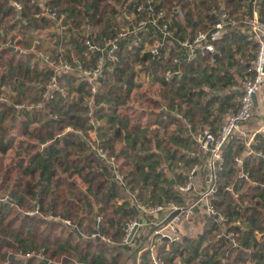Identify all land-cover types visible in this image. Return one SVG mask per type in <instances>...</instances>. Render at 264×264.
Here are the masks:
<instances>
[{
    "label": "trees",
    "instance_id": "16d2710c",
    "mask_svg": "<svg viewBox=\"0 0 264 264\" xmlns=\"http://www.w3.org/2000/svg\"><path fill=\"white\" fill-rule=\"evenodd\" d=\"M13 1L21 7L18 13L7 1L0 0V88L10 90L8 103L0 102V264H136L137 259L139 264H151L149 252L139 258L137 255L155 231V218L142 216L144 223L140 221L132 240L123 242L126 224L140 217L136 202L146 205L170 201L180 205L190 198L173 191L164 168L176 174L180 182L186 178L187 169L204 162L203 151L197 158L184 157L181 152L179 155V147L185 148L188 143L183 136L186 124L191 132L203 127L213 134L224 124L225 116L237 109L239 95L221 94L234 87L236 79L249 77L250 66L245 65L254 47L246 43L239 28H229L213 44L216 53L212 55L185 62L184 52L169 44L161 60L152 63L145 55L139 58L143 43L133 50L121 41L114 65L105 63L92 94L87 78L79 73L96 63L95 53L83 57L84 31L89 29L90 40L110 32L120 21V9L127 0H44L43 9L38 5L40 0ZM159 2L179 5L182 17L166 18L174 40L206 31L217 20L221 6L233 13L247 4L244 0ZM44 10L54 12L55 19L44 17ZM258 11L264 20V0H259ZM57 22L61 34L67 35L62 41L64 52L58 49L60 40L52 32ZM41 35L50 38V49L48 44L42 45ZM15 44L22 49L32 44L35 53L12 52L10 46ZM39 51L49 60L60 54L70 63L71 71L57 75L65 98L57 95L51 101L41 99L42 87L52 71L39 58L36 60ZM174 58V68H180L182 74L163 82L158 74L169 68ZM136 66L149 70L153 83H160L164 90L157 101L146 93L136 98L139 107L146 104L157 128L149 131L148 137L145 129L139 134V127L134 126L128 138V118H121L118 110L130 104L134 90L141 89ZM213 91L215 94L209 96ZM38 103L42 107L38 111L14 112L11 108ZM163 106L165 112L161 111ZM99 119H103L101 125ZM111 122L117 124L113 131ZM171 122L176 124L174 130L159 138L158 126ZM90 131L94 132L93 141L118 162L123 183L115 180L110 166L99 160L86 142ZM260 137L263 149L262 133ZM150 138L165 159L154 158L149 151ZM115 141L122 145L119 154L114 151ZM240 149L236 136L222 148L217 190L211 199L216 216H202L205 223L199 236L159 243L156 254L162 264H264V159L251 155L240 164L249 180L254 179L251 186L241 180L238 167L232 170ZM200 175L204 176V171ZM234 181L244 185L240 207L224 189ZM246 197L249 201L244 205ZM220 217L226 221H220ZM237 220L239 227L234 226ZM230 232L235 233L233 243L226 235L217 237ZM31 252H41L42 259L28 257Z\"/></svg>",
    "mask_w": 264,
    "mask_h": 264
},
{
    "label": "built area",
    "instance_id": "2783aa9c",
    "mask_svg": "<svg viewBox=\"0 0 264 264\" xmlns=\"http://www.w3.org/2000/svg\"><path fill=\"white\" fill-rule=\"evenodd\" d=\"M7 1L15 11L18 13L21 9L20 5L13 0ZM192 0H188L191 2ZM42 3L38 5L42 8ZM246 6H240L233 13H228L221 6L217 20L206 31H199L191 38L173 39L171 32L168 28L166 18L170 16L182 17V13L179 10V5L174 2L169 6L160 3L159 0H127L124 4L121 14L129 21L130 17L137 18L135 23H130L121 27H114L107 34H103L96 40H90L88 29H85L84 34L86 38L83 43V57L88 58L91 53L96 54V63L93 67L87 68L81 71L80 75L83 78H87L90 84L91 93H95V81L101 76L105 63L114 65L115 54L118 52V46L121 41L129 43L130 48L133 50L140 47L139 57L145 55L147 60L152 63H158L161 57L166 54L163 53L164 48L169 44H173L178 49H181L185 54V62H193L197 58H203L207 55L216 53L214 43L221 40L227 33L229 28L241 30L242 36H244L246 43L251 44L254 49L249 51L252 58L249 60L248 65L250 68L248 71L250 75L248 78L241 81L238 107L236 110L229 112L225 116V122L220 128L213 134L207 129L199 130L194 139L197 141L199 147L205 154V160L202 164L193 165L186 173V179L175 188L177 194L189 197L190 193L194 190V181L200 176V172L204 171V176H201V186L196 194L193 195L192 200H185L184 203L177 205L173 202L166 201L162 204H150L146 205L137 201L136 209L141 216H149L156 218V214L165 212L166 217L162 221H158L154 224L155 231L149 238V241L145 244L141 251L138 252V258L145 252H149V258L151 264H162L161 260L157 257V246L163 240L169 244L178 242L181 239L179 227L193 220L198 214L206 215L207 218L216 216L217 212L214 211L211 199L214 197L217 190V174L216 172L221 169L222 165V148L224 144L231 140L234 136H243L241 131V124L246 122L254 112L255 104L252 98H255L256 94L261 90L264 85V20L258 11L259 0H246ZM43 9V8H42ZM43 16L47 19L54 20L55 15L51 10H44ZM241 27V28H240ZM9 44V43H8ZM13 50H17L14 46ZM219 55V53H217ZM43 62H46L52 74L42 87L43 91L40 95L42 100L51 101L57 95L63 99L65 98V90L59 87L57 83V75L61 73H68L71 71V65L64 60L61 55H58L56 59L49 60L47 57H42ZM177 58L172 59L169 68H165L160 72V79L163 82H169L176 76H180V68H174ZM14 110H41V105H29L24 106L22 104H15L12 106ZM189 128V125H187ZM94 138L89 137L86 142L90 148L94 151L95 155L108 164L111 168L112 175L117 182L123 183V177L118 172V163L116 159L101 146L97 145ZM248 147V143L246 145ZM257 155H261L257 152ZM234 160H237L234 158ZM240 177L243 180H248L249 176L246 172H240ZM263 186V185H262ZM224 189L227 192H231V187L226 186ZM128 193V191H126ZM3 199H6L3 197ZM175 211L176 216L171 217V213ZM220 221L225 222L223 217L219 218ZM143 221V217L131 220L125 226L124 243L130 242L129 236L131 230L136 227H141L140 221ZM205 223V221H203ZM69 225V222L66 221ZM234 226L239 227L240 221H235ZM136 234V233H135ZM227 236L233 243L235 233H221L217 237ZM134 237V236H133ZM132 237V238H133ZM132 240V239H131ZM28 257H35L36 259H42L41 252H31ZM138 260V259H137ZM139 264V260L136 262Z\"/></svg>",
    "mask_w": 264,
    "mask_h": 264
},
{
    "label": "crops",
    "instance_id": "0c3cea01",
    "mask_svg": "<svg viewBox=\"0 0 264 264\" xmlns=\"http://www.w3.org/2000/svg\"><path fill=\"white\" fill-rule=\"evenodd\" d=\"M40 1L44 2V0H40ZM39 3L40 2H38V4ZM9 6L13 7L10 4H9ZM123 6H122V8H123ZM122 8L120 9V13H121ZM136 21H137V18H133V17H130V19L128 21L121 14V19L118 22L116 27H121V26L122 27L123 26L126 27V25H128L130 23L133 24ZM58 23L59 22H57V24L55 25V28H53L52 32L60 40L58 42L59 45L57 46L58 49H60L62 52H64V49H63V44L64 43L62 41L63 40H67V35H62L61 34L62 32L60 30V26L58 25ZM88 32L90 33L89 29H88ZM59 35H62L63 37L59 36ZM85 36H86V34H85ZM41 38H42V41H43L42 45L48 44L49 49H50V47H51L50 38L47 39V38L44 37V35H41ZM96 39L97 38H93L92 40H96ZM51 40L53 41V38H51ZM37 42L38 41L36 39H34L33 43L37 44ZM14 46L17 47V50H13ZM14 46H10L12 52H15V53L26 52V53H31V54L35 53L32 44H31V46L29 48H24V49H22L19 45H16V44ZM41 52L42 51H39L38 53H36V60L39 58L42 61V63H44V65L46 66L47 63L43 62L42 57H39V56H44V54L41 53ZM34 61H35V59H34ZM245 66H247L246 68H248L249 65H245ZM47 67H48V65H47ZM136 69H137V80L136 81H137V83L141 84V89L134 90L133 93L130 95V98H129L130 104H127L128 105L127 107H123V108H120L118 110V113H119L118 115L121 118H123V119H124V117L128 118L129 125L125 127V130L129 132L128 138H131V136L133 135L132 133H130V131L132 132L131 128H133L134 126L139 127V131H140L139 134L141 133L142 129H145V133L147 132L146 136H148V137L150 136L149 131L153 132L157 128V126H154L153 123L151 122V117H153V116H150V111L145 108V105H146L145 102L142 101L143 104H145V105L143 107H139L137 105L138 103L134 102L136 100V98L140 97L143 93L144 94L146 93L150 99H155L157 101V100H159L161 98V92H162V90H164V87L161 86L160 83L159 84L153 83L152 75L150 74L149 70L147 72H145V70L143 68H142V70L141 69L139 70L138 66H136ZM181 74H182V70H181ZM158 76L160 78V72H159ZM176 77H179V76H176ZM240 80H241L240 78L235 80V82H236V83H234L235 86L234 87L232 86L230 88V89H232L231 92H228L230 90V89H228V90L224 91L221 95L228 94V93L230 95L232 94V96L239 95L240 85H241L240 84ZM263 89H264V85L262 86L261 90L256 94V96L254 98L255 108H254L253 115L244 124H242V126L240 128L242 133H243V136H237L236 137L238 142H239V144H240V146H241V149H240L239 153L237 155H235V157H234L237 160H234L233 165H232V170L234 168L238 167L239 168L238 170H240L239 173H238L239 177H240V172H242L240 164L247 157H250L251 155H256V156H258L259 159H261V160L264 159V148L263 149L261 148V137H260V133H262V137L264 136V93H263ZM0 90L2 91L0 93L1 94L0 95V102L8 103L7 102L8 101L7 100V96L10 95V93H9L10 90L9 89L8 90L5 89V87H1ZM194 92H195V90H194ZM206 92H209V91L206 89ZM211 93L212 94L209 95V96H213L215 94L214 91L211 92ZM217 95H219V94H217ZM236 96H235V98H236ZM236 100H237V98H236ZM12 106H11V108H12ZM12 110L14 112L21 111V110H16V109L14 110V108H12ZM165 110H166V107L163 106L161 108V111L165 112ZM97 123L101 125L103 123V119H99L97 121ZM109 126H111V128H112L111 131H113L114 129H116L117 124L114 123V122H111L109 124ZM175 127H176V124L172 123V122L168 123L167 125L162 124V125L158 126V128L160 130L158 131L157 136L159 138L162 135L165 136L166 133H169V132L173 131ZM186 128H187V131L185 129V133H184L183 136L187 139L186 141L188 143L186 144L187 146L185 148L179 147V149H178L179 150V155H180V152H181V154H184V157L197 158V155L202 150L199 147L197 141L194 139V135L199 130H201L203 127H197V129H196V131L198 130L197 132L196 131L195 132H191L190 126L188 128L187 124H186ZM88 136L95 139L94 132H92V131H90L88 133ZM247 143H248V147L246 146ZM148 144H149V151L152 152L155 155L154 158L157 155L158 158L165 159L164 158V152H162V150H160V148L157 147V145H156L154 140H152L150 138V142ZM113 145H114V151L116 152V154H119L118 152H119L120 149H122V145L119 143V141H115L113 143ZM262 147H263V145H262ZM257 152H259L261 155H257ZM6 156L8 157L9 153ZM119 158H120V161H125V159L123 157L119 156ZM181 158H183V157H181ZM193 165L197 166V164H193ZM189 169H187V171ZM246 171H243V172H246ZM163 174H164V176L169 178V183L173 184V191L175 193H176L175 188L178 185H180L181 183H183V181L186 179L185 178L184 180H181L179 182L177 180L178 176H176V174L169 173V171H167L166 168H164V173ZM173 176H175V178H173ZM241 180L244 181V182H249V184L251 186L253 184H255L254 179H250L249 180V178H248V180H243L241 178ZM200 184H201V175L198 176L196 181H194V190L190 193V196L193 197V195L196 194L195 192L198 191L199 187L201 186ZM228 186L231 187L230 194H231L233 200L235 201V203H237V206L240 207L242 205V202L239 200V196H243V194H244V185L240 186L238 181H234V183H232V184L230 183V184H228ZM134 191H132V193ZM187 200L191 201L192 198H190V199L188 198ZM248 201H249L248 197L244 198L243 199V204L246 205ZM32 213H34V212H27L26 214L32 215ZM139 215H140V213H139ZM156 215L157 216H156L155 219L158 220V221L163 220V218L166 217V214L163 211H162V213H158ZM140 217H142V216L140 215ZM193 221L194 220H192L191 222H188V223H184V224H182L179 227L181 237L186 238V237H194V236H196V233H194V232H196L195 227L197 228V226H199V224H197L196 222H193ZM201 222H202V224H201ZM201 222H200V225H202V228H200V229H201V231H203L204 222L203 221H201ZM65 224H66V222H65ZM96 225H98V222H96ZM199 234H197V235L199 236ZM95 235L97 236V234H95ZM137 258H138V256H137Z\"/></svg>",
    "mask_w": 264,
    "mask_h": 264
},
{
    "label": "rangeland",
    "instance_id": "374dc122",
    "mask_svg": "<svg viewBox=\"0 0 264 264\" xmlns=\"http://www.w3.org/2000/svg\"><path fill=\"white\" fill-rule=\"evenodd\" d=\"M39 57H44V56H39ZM79 73H81V72H79ZM243 74H244V72H242V76H243ZM242 80H244V79H241V80H240V83H241ZM237 99H238V98H237ZM237 101H238V100H237ZM244 123H245V122H244ZM244 123H242V124H244ZM242 124H241V126H242ZM117 163H118V162H117ZM189 197L192 198V196H189ZM190 198H189V199H190ZM202 216H203V214H202V215H201V214H198L197 217H194V218H193V220H194L193 222H196L197 224H199V226H197V228L195 227L196 232H194V233H196V235L199 234L200 232H202L201 229H200V228H202V225H200V222L203 221ZM160 221H162V220H160ZM190 222H191V221H190ZM201 224H202V222H201ZM194 231H195V230H194ZM148 241H149V239H148Z\"/></svg>",
    "mask_w": 264,
    "mask_h": 264
},
{
    "label": "water",
    "instance_id": "95a60500",
    "mask_svg": "<svg viewBox=\"0 0 264 264\" xmlns=\"http://www.w3.org/2000/svg\"><path fill=\"white\" fill-rule=\"evenodd\" d=\"M244 2H246V0H244ZM252 101L255 103L254 98H252ZM171 214H172V215H171L170 218H173V217H175V216L177 215L175 211H173ZM131 231H132V232H131V234H130V236H129V239H128L129 241H131L132 237L135 235V233H136V227L133 228Z\"/></svg>",
    "mask_w": 264,
    "mask_h": 264
}]
</instances>
